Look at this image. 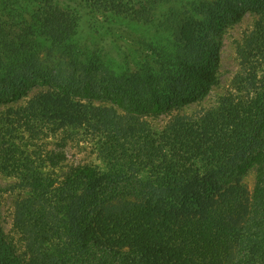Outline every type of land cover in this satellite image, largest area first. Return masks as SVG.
<instances>
[{"label":"trees","instance_id":"trees-1","mask_svg":"<svg viewBox=\"0 0 264 264\" xmlns=\"http://www.w3.org/2000/svg\"><path fill=\"white\" fill-rule=\"evenodd\" d=\"M246 2L207 6L195 25L190 0H141L133 9L154 29L138 42L151 52L134 60L123 49V66L109 69L100 47L76 39L68 5L0 0V104L51 90L36 115L100 132L103 161L62 178L14 163L29 188L18 206L29 254L19 256L0 225V264H264V96L198 119L175 113L217 82L225 29L248 10L264 13V0ZM48 43L68 50L72 66L30 64ZM93 100L107 106L83 103ZM173 113L160 129L142 120Z\"/></svg>","mask_w":264,"mask_h":264},{"label":"rangeland","instance_id":"rangeland-1","mask_svg":"<svg viewBox=\"0 0 264 264\" xmlns=\"http://www.w3.org/2000/svg\"><path fill=\"white\" fill-rule=\"evenodd\" d=\"M4 1V0H2ZM68 5L71 20L77 24L76 39L87 42L92 47L101 48V55L109 69L123 66L125 51L134 60L149 54L139 39L151 35V28L134 11L141 0H58ZM224 0H190L186 6L192 13L195 25L205 17L207 6H216L218 10ZM248 6L246 0H228ZM11 4V2H10ZM245 4V5H244ZM11 7V6H10ZM34 7V4H31ZM16 12V7L10 8ZM9 12V11H8ZM204 25L202 21L200 25ZM198 28V26H196ZM196 30V29H195ZM206 29L195 31L197 34ZM40 46L30 64L34 66H72L68 50L55 44ZM100 45V46H99ZM85 61L87 56L82 57ZM94 60V59H93ZM52 91L35 87L26 97L10 104H0V225L5 236L17 249L22 258L29 250V234L19 227L18 206L25 202L29 188L16 170L14 163L36 162L44 171H52L61 177V173L70 166L80 164L103 165L95 149L100 132L87 127H67L51 124L33 108L43 98H52ZM264 96V13L248 10L234 25L225 29L222 36L220 63L217 82L209 94L193 104L178 111L176 115L183 119H198L207 112L220 107L250 108L253 102ZM76 101V100H74ZM94 108L107 106L98 100L83 101ZM172 115L144 117L146 125L155 130L165 126ZM172 117V118H171ZM57 155V156H55ZM49 156L56 160L55 168ZM8 157V158H7ZM10 162L12 168L3 169V163ZM7 167V164H5ZM11 169H13L11 171ZM53 172V171H52ZM248 188H252L254 174L244 178ZM30 227V226H29ZM30 233V232H29Z\"/></svg>","mask_w":264,"mask_h":264}]
</instances>
